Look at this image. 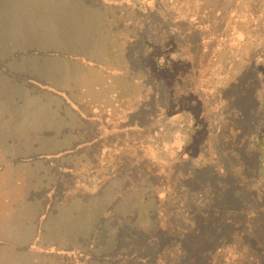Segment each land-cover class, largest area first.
Returning <instances> with one entry per match:
<instances>
[{"label":"rangeland","instance_id":"obj_1","mask_svg":"<svg viewBox=\"0 0 264 264\" xmlns=\"http://www.w3.org/2000/svg\"><path fill=\"white\" fill-rule=\"evenodd\" d=\"M56 1L60 3L59 0ZM176 1L178 0H167L166 2L165 0H160V2H158L159 8H166V3L168 5V2L174 3ZM199 1L213 7L219 0L217 2L216 0ZM223 1L224 6L218 7V9L222 8V16L224 19L229 17L230 20L227 22L228 28L231 29L233 27L234 29L251 31L256 25H264V0H233L231 3L229 2L230 0ZM138 2V0H135L133 3L128 4L122 0H113L110 3L108 2V4L101 3L105 6L98 7L99 5L90 4L87 0H83V2L77 0H61L63 17L60 19L58 16L59 23L57 27L59 31L62 30L63 32H59L56 35H54V33L49 34V32H29L25 34L22 31L13 29L20 24L18 20L25 21L24 17H19V12H17L19 14H13L10 18L2 15L0 16V27L9 25L10 30L8 31L6 29V32H0L1 43L4 46L3 49H10L16 45V41L20 43L24 42L28 47L34 48H29L27 50L22 48L23 50H16V52H18V55H20L19 53H25L30 56H44L47 52L53 54L58 47L62 45L66 48L60 50V55L64 54L68 55V57H74L72 56L73 53H76L75 51L78 50L72 47L78 44L77 41L83 42L82 38L84 40H87L86 38L92 40L94 36L93 34H80L76 32L77 23L73 22V15L78 16V14L73 10L77 7H86L88 9L85 13V18L89 23V27L90 23L94 24L97 21V18L102 20L105 34H102L99 40L106 43L110 41L113 29L117 28V32L122 35L125 33L128 28L127 26L133 24L135 18L133 14L139 13L142 15L144 13L143 15L147 16L144 19L147 21L148 17L152 16L151 13H153L155 5L145 6L143 3ZM15 3L20 5L19 7H23V0H16ZM36 3V0H27L25 4L34 6ZM232 3L236 6L230 8L229 6H231ZM52 4L53 2H51V5ZM247 4L249 7L244 8L243 5L246 6ZM98 8L100 11L93 10L92 12V9L97 10ZM160 9L159 11L161 12ZM34 12L35 11L32 10L29 11V15ZM195 12H197L199 18H203L206 21L210 19L199 11L198 8L195 9ZM227 12L228 14L231 12V14L227 16ZM83 14L82 12L81 15ZM247 15H249V17ZM173 17L175 21L168 26L167 38L159 39L158 36L155 35V28H150V26L145 24L142 32H144L146 37L151 35L152 38L150 42L143 41L142 43L145 44L149 52L145 54L138 51V53L129 52L127 54V59L131 64V70L133 72L142 73L144 76L143 84L147 88L153 90V106L150 105V109L147 112L141 110L143 107L139 109L127 108L110 121H105V119L91 115H86L85 119L87 121L95 120V130H99V133L106 137L113 136L114 132H116L115 129H119L118 132H123L125 134L131 132L129 136L138 134V136L141 137L147 128L165 126L171 121L182 122L183 124H187V122L193 123L195 124V128H198V131L193 135L194 143L191 151L185 154L186 158L184 160L175 163L176 165L173 167L171 166V168L181 169L180 171L190 168L191 173L194 175L199 171H195L193 164H200L201 156L208 154L206 158H203L207 169L212 168L214 165H218L217 167L225 171L229 170L234 164L233 156L230 154L224 155L215 142V138L212 137L214 133L228 130L234 133L238 140L245 141L256 131L264 128V124L259 123L260 118L264 114V104L258 103V101H261V95L264 93H262L264 84L261 85L262 82L264 83V61L261 66H257L255 63L252 64L253 67H257L256 70L261 73L260 78L262 77L263 80H255L248 86L246 85V77L237 79L234 82H230L227 79L228 81L226 82L224 81L226 79L225 72L218 67L217 56L222 50L240 48L244 37L242 35L232 36L223 34L220 24L218 25L219 35L217 38L209 37L206 33L201 34L191 25H189V29L187 28L184 33H180L177 26L183 27L182 25H184L186 20L183 18L180 19L176 15ZM30 18L39 21L38 18L27 16L26 21H30ZM244 18L245 20L243 21ZM106 20L109 27H106ZM60 21L62 22L61 25ZM35 22L32 23L34 24ZM118 23H122L123 25L119 27ZM20 25L33 27L28 23ZM151 29H153V33ZM190 38H196L194 44L195 52L199 54L197 56H193L187 51V48L185 49L184 47V42ZM257 42L258 44L261 43L259 40H257ZM112 45L113 49L108 50L104 56V59H106L105 64L110 61V63L118 69L126 70L124 57L122 56L120 48L116 47L114 42ZM176 51L178 52L179 60L174 61ZM36 52L41 53V55H36ZM90 52L91 55L87 56L88 59H99L102 57L103 50H97V53L92 50ZM1 56L2 55H0V57ZM223 58V63L226 64H231L233 60H235L233 57L227 55H224ZM200 68L202 69L200 70ZM233 68L237 71L239 70L237 67L233 66ZM4 70H6V68L1 65L0 72ZM139 77L140 74L134 73V78L137 79ZM247 77L249 80L250 78L251 80L253 79V76L250 74H248ZM113 79L115 80L111 82L110 86L112 89H110V91L116 95L114 97L117 100L125 102L126 100L136 97L143 90L142 86L134 80H126L120 76ZM219 81L224 82V87L216 90L212 88L211 82L215 84ZM3 82L8 83L4 81V79H1L0 84H4ZM25 82L30 84L29 87L31 90L47 88V86H44L41 82ZM48 83L52 86L56 84V82ZM100 83L96 85L99 86L100 91L93 90V82L84 80H63L56 84V87L62 88L64 93L69 94L75 103L81 104L83 107L86 105L85 109L93 110V107H95L97 110L102 111V108L105 106L101 105L104 94L103 91H101L102 82ZM0 87L3 88L4 86L1 85ZM234 94L246 98L247 109L245 113L242 112L243 115L240 118L232 116L230 112L232 106H230L228 102L232 104L231 98L234 97ZM42 99L46 101L48 109H50V107L56 111L62 109V114L64 116L63 135L68 133V131L72 132L82 126L80 121L65 107V101L63 106H61L59 99L55 100L48 94ZM96 104L99 105L95 106ZM220 112H222L224 116L220 122H218L216 118ZM112 125L114 126L112 127ZM166 132L167 131H165V133ZM167 136L168 141L163 145V150L172 158L180 154L183 150L185 136L179 132L167 134ZM76 139L80 138L67 135L64 137L65 144L61 145V147L69 148L71 143ZM104 143L107 145V138L104 142H100L101 149L107 150V146ZM56 148L57 146L55 145H48L46 147V152H53ZM32 152L36 153L37 150H32L30 153ZM48 157L54 158L55 156H50V154H48ZM75 157L62 159L60 165L64 162L70 163L72 160L76 159ZM134 159L133 162L130 163V167H132L133 170L141 167V161H146L148 159V154L145 152L142 154V157H136ZM150 160L153 161L154 159ZM78 161L74 163L72 168L77 167ZM155 169L160 170L158 168ZM259 171L260 168L258 167L256 170L255 168H250L243 174L244 179L247 181V186L243 185L247 187V189L241 191L237 195L242 203L249 198H256L252 203H249V210L253 214H251L250 211V214L243 212L245 210V204H241L238 198L233 195V191L237 188L240 176H237L229 186H226L228 193L227 196H225V201L233 210L231 222L228 224L225 222L221 224L220 222L218 223L217 221L220 220L219 218L215 220L216 217L209 223L207 218H205L206 224L198 231V216L193 218L192 211H185L184 209L174 211L169 207L160 209L162 213V215H160V221H164L167 218V220H165L167 222L164 221L162 224L161 232L167 233V231H169L170 238L166 239L165 246L162 250H158L154 247V249H152L153 251L150 249L147 256L152 258V263L264 264V197L261 193H257L255 185L252 186V177ZM29 174L30 180H33L29 186L31 190L30 199L31 201H35L41 213L42 209L45 207L44 211H46L48 218V221H46L47 226L42 227L43 231H47L46 236L43 235L45 240L42 241L45 242L46 247L56 244L57 248L60 249V253L64 254V263L144 264L146 262L144 257L136 253V249L125 252L127 248L126 240L120 241L119 236L123 229H129L125 228L126 226L136 228L141 231V233L149 232L153 225L155 226L152 217V214L157 209L154 196L165 185L163 180L160 181L162 187L159 188L155 184L152 186L150 182L148 183L147 181L155 177H149V179L148 176H145L146 180L134 179L130 186L126 185L127 180L125 181V177H114L110 178L102 187L98 188L96 193L91 194L93 191L91 190V195L89 196L77 195L78 197L74 198L68 195L71 186H74L70 175L64 174L62 177H59L50 168L49 162L39 161L33 164V169L29 170ZM202 174L206 175L207 173L203 172ZM226 178L228 179V176ZM27 180L30 181L28 177ZM217 183L219 187L222 184H226L223 177H218ZM183 185L187 191H189L187 203L188 207H191L194 197L196 198V196L199 197L201 195L197 193L200 179H196L194 182L191 180L186 181ZM38 188L41 189V192L38 191ZM32 190L35 191L33 192ZM36 191L38 192L36 193ZM211 210V217L214 214H220L216 208ZM229 213L230 216H226L228 220L231 217L232 211L229 210ZM247 217L251 219H247ZM165 227L168 228L165 230ZM129 232L133 231L129 229ZM157 233H159V231L155 234ZM131 235L136 236L133 233H131ZM198 236L204 238L206 242L200 248H195V250L191 252V249L194 248L193 244L198 240ZM0 246L14 248L11 244L7 246L5 242L1 241ZM71 248H78L81 253L90 256L93 254L96 256L94 257L95 260L89 257L91 261L88 262V258H76ZM15 249L21 252H29V248L27 247ZM113 250L116 251L113 252ZM109 252L110 254H108ZM101 255H106V258L102 259ZM201 257L203 259L200 261ZM63 260L55 255H47L32 257L30 263L63 264Z\"/></svg>","mask_w":264,"mask_h":264},{"label":"trees","instance_id":"obj_2","mask_svg":"<svg viewBox=\"0 0 264 264\" xmlns=\"http://www.w3.org/2000/svg\"><path fill=\"white\" fill-rule=\"evenodd\" d=\"M87 1H89L90 4L100 5L101 3L108 4V2L110 3L113 0ZM122 1L131 4L135 0ZM138 1V3H143L145 6L155 5L153 13H151L152 16L148 17L147 21L146 19H144L147 17L143 15L144 13L142 15H140L139 13L133 14V16L135 17L133 24L127 26L128 28L123 35L117 32V28L113 29L111 35L112 37L109 41V50L113 49V42L116 47L120 48L122 56L124 57L123 59L124 64L126 65V70L119 69L117 70V74L124 76L127 80H134L136 83L142 86L143 90L134 98L126 100L125 102L120 101L113 110H108L105 113L97 111L92 112L93 114L91 116L105 119V121H110L113 120L117 115L125 111V109L127 108L139 109L140 107H143L141 110L143 112H147L150 109V105L153 106L152 99L154 92L151 88H147L143 84L144 76L142 73L133 72L131 70L132 68L129 60L127 59V54L129 52L138 53V51L145 54L149 52L145 44L142 43L143 41L150 42L152 38L151 35L146 37V35H144V32H142L145 24L150 26V28H155V35H157L159 39L167 38L168 26L175 21L173 17L174 15H176L180 19L183 18L186 20L184 25H182L183 27L177 26V29L180 30V33H184L187 28L189 29V25H191L201 34L206 33V35L209 37L217 38L219 35L218 25L220 24L221 32L223 30V34L232 36L242 35L244 37V40L242 41L240 48H236L234 50H222L217 56L218 67L222 69L226 74V79L224 81L227 82L229 80L230 82H234L237 79L246 77V85L248 86L255 80H263L262 77L260 78L261 73L257 72L256 70L257 67H253L252 64L255 63L257 66H261L264 61V25H256L251 29V31H245V29H234L233 27L231 29L228 28L227 22L230 20L229 17L224 19L222 16V8L218 9V7L224 6L223 0H216V2H218L213 7H211V5L202 3L199 0H178L174 3L168 2V5L166 3V8L161 7V9L159 8L158 4L160 0ZM166 1L167 0H165V2ZM232 1L233 0H230L229 2L231 3ZM235 6L236 5L232 3L229 7L233 8ZM243 7L247 8L249 7V5H243ZM196 8H198L199 11L204 13L206 17H209L210 19L206 21L203 18H199L197 12H195ZM159 9L161 10V12L159 11ZM230 14H228L227 12V16H229ZM249 15L247 16L249 17ZM244 20L245 18L243 19V21ZM105 23L107 24L106 27H109L107 20ZM118 25L119 27H121V25L123 24L118 23ZM151 32H154L153 29H151ZM257 40L261 41V43L258 44ZM195 41L196 38H190L184 42L185 49L187 48V51L193 56L199 55L195 52ZM224 55L233 57L235 60H233V63L231 64L223 63ZM176 60H179L177 51L174 61ZM233 66L237 67L239 70L237 71L233 68ZM201 69L202 68H200V70ZM134 73L140 74V77L137 79L134 78ZM248 74L253 76L252 80L251 78L249 80V78L247 77ZM262 84L264 83L262 82L261 85ZM223 85L224 82L222 81H219L215 84L211 82V86L215 90L222 89L224 87ZM263 92L264 87H262V93ZM261 96V101H258V103L264 104V93ZM231 101L232 104L231 102H228V104L232 106L230 108L231 115L236 118H240L243 115L242 112L245 113L247 109L246 98L244 96H237V94H234V97L231 98ZM223 116V113L220 112L217 115L216 120L220 122ZM83 118L85 119V116ZM89 123V128H87L86 131H82L85 136V142L72 144L70 146V150L68 151L73 152L79 147H83L84 149H86L88 146H90L89 149L92 150L93 153L89 155H79L78 157H75L76 159L72 160L70 163L64 162L61 165V170L63 171L68 167L71 168L69 171V175L73 180L74 186H71L72 191L70 190V192H68L69 196L75 198L78 197L77 195L89 196L91 194H94L98 191V188L102 187V185L105 184L106 181H109L110 178L114 177H125V181L127 180L126 185L128 186L131 185V182L134 179L146 180L145 176H148V178L155 177L152 180L150 178V180H147L148 183L150 182L152 186H154L155 184L159 188H161L162 186L160 181L163 180L165 182V185L157 192L158 195L155 194L154 196L156 201L155 206L157 207V209L152 214V217L154 219L155 226L153 225L152 229L146 233H141V231H139L138 229L128 226H126L125 228H129L133 232H129V229H123L122 232H120V241L126 240L127 248L125 252L136 249V253L146 259V262L144 264H153L151 260L152 258L147 256L148 252L150 251V249L152 250L154 248L162 250V248L165 246L166 239L170 238L169 231H167V233L161 232L162 224L165 220H167V218H163L165 220L160 221V215H162L160 209L169 207L174 211H178L181 209H184L185 211H192L193 218L198 216V231H200L202 226L206 224L205 218H207L209 223L216 217L215 220H218V218L220 220L217 221L218 223L220 222L221 224L225 222L226 224H228L231 222L233 210L231 209V206L228 205L225 201V196H227L228 193L226 186H229V184H231L237 176H240V180L237 183V188L233 191V195L238 198L237 195L241 191L247 189V187H245L247 186V181L244 179L243 174L250 168H255L256 170L257 167L260 168V171L255 173V177H252V186L255 185L257 193H261L264 197V128L256 131L245 141L238 140L236 138V135L228 130L214 133V136L212 138H215V142L220 147V150L224 155L230 154L233 156L234 164L229 170L226 171L217 167L218 165H214L212 168L207 169L206 163L204 162L203 158H206L208 154H204L201 156L200 164H193V168L195 169V171H199L193 175L190 168L188 170L186 169L180 171L181 169H173L171 168V166L173 167L174 165H176L175 163L184 160L186 158L185 154H188L191 151L194 143L193 135L198 131V128H195L194 126L195 124L188 122L187 124H183L182 122L171 121L165 126L147 128L143 132V136L141 137H139L138 134L129 136L131 135V132H127V135L123 132H118L119 129H115L116 132H114L113 136L106 137L103 134L101 135L99 133V130H95V120H91L89 121ZM259 123L264 124V114L260 118ZM113 126L114 125H112V127ZM165 131L167 132L165 133ZM86 132L90 133L91 136H88ZM175 132L184 134L185 141L183 144V150L180 152V154H177L176 156L170 158L168 154L163 150V145L168 141L167 134H173ZM106 138L107 145L105 143L104 144L107 146V150H103L101 149L100 142H104ZM87 139H89V142H87ZM145 152L148 154V159L144 162L141 161V167L133 170V168L130 167V163L133 162L134 158L142 157V154ZM150 159L154 160L151 161ZM76 161H78L77 167L72 168ZM49 164H52V162L50 161ZM155 168H158L160 170H157ZM203 172H206L207 174L203 175ZM227 176L228 179L226 178ZM218 177H223L226 184H222L219 187V184L217 183ZM196 179H200V185L197 193L201 195L199 197L196 196V198L194 197L191 207H188L187 202L189 199V191H187L183 183L190 180L194 182ZM91 190L93 191L91 192ZM255 199V197L249 198L242 203L238 198V201L241 204H245V210L243 212L253 214L249 210V203H252ZM213 208L218 209L220 214H214L211 217L210 211H212L211 209ZM229 210L232 211V214L228 220L226 216H230ZM171 217L179 220L176 217ZM249 218L250 217H247V219ZM167 228L165 227V230ZM157 231H159V233L155 234ZM131 233L135 234L136 236H132ZM205 242L206 241L204 238H200V236H198V240L193 244L194 248L191 249V252L192 250H195V248H200L203 244H205ZM71 250L74 251V255L76 258H88V262L91 261V258L94 259V257H96L93 254H91L92 256L83 254L79 251L78 248H71ZM116 250H113V252ZM51 252L57 255L61 260H63L64 254L60 253V250L53 249ZM108 254H110V252ZM101 256L102 259L106 258V255ZM201 259L203 258L201 257L200 261ZM62 262L63 264H66L64 263V260Z\"/></svg>","mask_w":264,"mask_h":264},{"label":"crops","instance_id":"obj_3","mask_svg":"<svg viewBox=\"0 0 264 264\" xmlns=\"http://www.w3.org/2000/svg\"><path fill=\"white\" fill-rule=\"evenodd\" d=\"M26 1L23 0V7H19L20 5L15 3L16 0H0V16L4 15L10 18L13 14L20 13L19 17H24L25 21L18 20V22L20 24L28 23L33 27H28V25L26 27L18 23L19 25L13 29L22 31L25 34L29 32H49V34L54 33L56 35L63 32L62 30L59 31L57 27L59 23L58 16L60 19L63 17L61 0H59L60 3L56 0H36L37 3L34 6L25 4ZM77 1L83 2V0ZM51 2H53L52 5ZM103 6L105 5L100 4L98 7ZM98 9H92V12L93 10L100 11ZM31 10L35 12L29 15ZM73 11L78 14V16L73 15V22L77 23L76 32L93 34L94 36L92 40L82 38L83 42L77 41L78 44L72 47L78 50L73 53L72 56L74 57H68L63 53V55H60V50L66 48L62 45L53 53L54 55L48 52L44 56H30L25 53H19L20 55H18L16 50H27L34 47H28L24 42L16 41V45L10 49H3L4 46L0 37V52H2L0 53L2 55L0 66L3 65L6 68V70L0 72V81L4 79L8 82L0 84V86H4L3 88L0 87V241L5 242L7 246L11 244L14 247L0 246V264H31L32 257L55 255L51 251L53 249L60 250L56 244L46 247L45 242L42 241L45 240L43 235L46 236L47 234V231H43L42 227L47 226L46 221H48V218L46 211H44L45 207L41 213L35 201L30 199L31 190L29 186L33 180H30L29 170L33 169V164L39 161H51L50 168L56 175L62 177L64 174H70V167L64 171L61 170L60 161L62 159L82 154L89 155L93 152L89 149L90 146L86 149L79 147L75 151L69 152L70 147H61L65 144L64 137L71 135V137L80 138L73 141L71 145L85 142L82 131H86L90 123L83 117L92 115V112L96 111L104 113L108 110L111 111L120 102V100L115 99L114 96L116 95L111 93L110 89L112 88L110 85L112 80H115L113 78L119 76L126 78L117 74L119 69L113 66L110 61L105 64L106 59H104V56L109 50V41L104 43L99 40L100 36L105 34L102 20L97 18V21L94 24L90 23L89 27V23L85 18L88 9L77 7ZM82 12L83 15H81ZM26 16L38 18L39 21L32 20V18H30V21H26ZM61 23L60 21V25ZM6 29L10 30L9 25L0 27V32H6ZM91 50L95 53H97V50H103L102 57L88 59L87 56L91 55ZM37 54L41 55L39 52H36ZM63 80L93 82V90L99 91L100 88L96 85L102 82L101 91L104 95L101 105L105 106L102 108L103 110L99 111L95 107H93V110L85 109L86 105L83 107L81 104L75 103L69 94L64 93L62 88L56 87V84ZM25 81L41 82L47 88L31 90L30 84ZM48 82H56V84L52 86ZM47 94L55 100L59 99L61 106L65 101V107L80 121L82 126L63 135L64 116L62 109L58 111L51 107L48 109L46 101L42 99ZM86 134L91 136L90 133L86 132ZM87 142H89V139H87ZM48 145H55L57 148L55 151L48 153L46 152ZM32 150H37V152L30 153ZM48 154L55 157L50 158ZM27 177L30 181L27 180ZM40 190L38 188L39 192H41ZM24 247L29 248V252H21L15 249Z\"/></svg>","mask_w":264,"mask_h":264}]
</instances>
